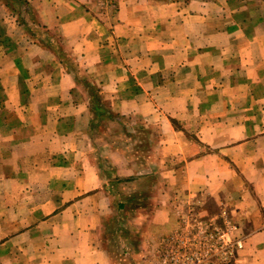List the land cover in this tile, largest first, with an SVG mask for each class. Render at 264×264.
<instances>
[{
  "label": "crops",
  "instance_id": "1",
  "mask_svg": "<svg viewBox=\"0 0 264 264\" xmlns=\"http://www.w3.org/2000/svg\"><path fill=\"white\" fill-rule=\"evenodd\" d=\"M25 1L40 25L54 27L66 13L68 38L76 36V24H91L80 11L90 0ZM234 3L148 1L143 12L127 16L125 34L132 49L147 51H136L120 71V65H96L98 72L108 66L107 73H116L108 85V78L100 82L104 87L119 88L117 75L122 80L126 71L146 77V95L131 100L130 110L162 120L159 133L172 152L163 163V187L179 181L193 195L203 187L213 190L228 157L240 162L245 179L264 195V0L254 9ZM18 7L0 0V264H106L99 237L106 216L121 211L116 199L125 209L119 214H130L129 188L154 191L157 164L138 173L123 149L92 131L89 113L82 128L75 127L73 114H60L74 80L63 75L70 86L65 90L64 83H54L57 56L33 36ZM75 13L82 15L74 19ZM126 20L116 22L113 33L122 36ZM44 103L55 106L47 110ZM157 103L169 110L162 117L152 111ZM184 118L196 122L197 138L187 137ZM104 159L110 171L102 167ZM119 181L135 184L122 188Z\"/></svg>",
  "mask_w": 264,
  "mask_h": 264
},
{
  "label": "rangeland",
  "instance_id": "2",
  "mask_svg": "<svg viewBox=\"0 0 264 264\" xmlns=\"http://www.w3.org/2000/svg\"><path fill=\"white\" fill-rule=\"evenodd\" d=\"M148 1L161 3L179 0H90L86 9L83 7L85 11H80L87 13L86 21H91V24H76L77 34L74 38L67 37V22L70 18L65 17L66 13L59 18L63 22L47 27L37 23L34 11L30 8L24 5L18 7L21 18L27 20L33 36L39 42L51 46L57 56L58 63L52 62L58 67L54 83H64L65 90L70 86L68 81L65 83L63 75L69 74L74 80L70 93H64L60 114H73L69 117H75V127L82 128L87 122L85 114L89 113L91 116L87 124L92 131L97 130L108 137L112 145L123 149L130 160L137 164L138 168L134 170L138 173L152 168L154 161L157 164L153 176L154 191L143 193L139 186L129 188L131 197L125 203L130 204V214H119L125 209L122 202L118 203L116 199L114 203L121 205V211L110 212L106 216V225L99 234L101 243L106 246V264H264V195L254 191L245 179L240 162L235 163L226 157V168L223 169V175L221 172L218 175L219 184L213 190L208 191L207 187H203L202 191L193 195V191L183 187L179 181L163 187V163L172 152L169 149L171 143H164L165 139L159 133L158 126L162 125V120H146L141 114H132L130 110V102L145 94L144 85L148 83L144 80L146 77L141 73L133 75L126 71V77L121 75L122 80L118 75L115 78L119 88L100 85L106 78L108 85L111 77L116 76L115 72L107 73L106 67L118 69L120 65V71L121 66L125 65L126 68L128 62L136 57V51L142 49H132L130 37L125 36L126 28L130 26L127 16L137 10L143 12ZM180 1L184 4L191 2ZM259 1L235 0L234 4H252L254 9V4L258 5ZM20 3L27 2L20 0ZM124 9H127L126 12ZM62 12L68 11L62 9ZM77 14L74 19L82 15ZM248 14L244 13L246 16ZM123 17L127 20L123 23L125 28L121 36L113 31L116 22L120 23ZM74 39L75 47L72 46ZM98 63L108 66H103L102 71L98 72ZM42 106L47 109L55 105L44 103ZM154 109L152 111L161 114L158 117L169 111L162 103H157ZM147 111H150V107H145L143 112ZM183 122L187 137L197 138L193 134V124L196 122L187 118ZM151 126H154L153 130H148ZM96 132L93 134L96 135ZM159 143L160 149L157 147ZM203 151L211 152L204 148ZM110 165V160H102V167L108 171ZM139 179L136 183L142 182ZM125 182L119 181L122 184L119 186L124 188L135 184ZM166 188L171 193L164 195Z\"/></svg>",
  "mask_w": 264,
  "mask_h": 264
},
{
  "label": "trees",
  "instance_id": "3",
  "mask_svg": "<svg viewBox=\"0 0 264 264\" xmlns=\"http://www.w3.org/2000/svg\"><path fill=\"white\" fill-rule=\"evenodd\" d=\"M14 2H16L19 6L20 5H24V6H26V3H24V4H22V3H20V0H14ZM44 45H46L47 47H48V45L47 44H44Z\"/></svg>",
  "mask_w": 264,
  "mask_h": 264
}]
</instances>
